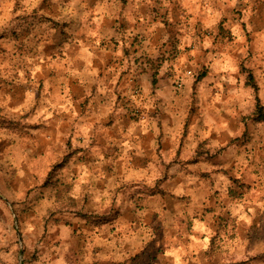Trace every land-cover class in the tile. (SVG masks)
<instances>
[{
	"label": "crops",
	"instance_id": "crops-1",
	"mask_svg": "<svg viewBox=\"0 0 264 264\" xmlns=\"http://www.w3.org/2000/svg\"><path fill=\"white\" fill-rule=\"evenodd\" d=\"M14 6L0 130L71 196L44 264H264V0Z\"/></svg>",
	"mask_w": 264,
	"mask_h": 264
},
{
	"label": "rangeland",
	"instance_id": "rangeland-1",
	"mask_svg": "<svg viewBox=\"0 0 264 264\" xmlns=\"http://www.w3.org/2000/svg\"><path fill=\"white\" fill-rule=\"evenodd\" d=\"M14 1L0 0L2 16H6L13 7L18 9ZM5 21V17L0 18V26ZM14 140V134L0 130V253L12 251V264H44L42 240L46 231L55 234L59 229L54 222L57 219L62 223L61 202L58 201L62 199L63 203L70 205L71 196H56L58 188L54 174H46L42 164L15 161L12 156ZM52 165L48 164V169ZM69 229L71 231V227ZM49 245L50 248L54 246L52 243ZM67 250L65 248L63 254ZM69 258L68 253L63 260L69 262Z\"/></svg>",
	"mask_w": 264,
	"mask_h": 264
},
{
	"label": "trees",
	"instance_id": "trees-1",
	"mask_svg": "<svg viewBox=\"0 0 264 264\" xmlns=\"http://www.w3.org/2000/svg\"><path fill=\"white\" fill-rule=\"evenodd\" d=\"M262 110V105L259 104V102H256V112H258L257 114H259ZM260 115V114H259ZM259 115H257L259 117Z\"/></svg>",
	"mask_w": 264,
	"mask_h": 264
},
{
	"label": "built area",
	"instance_id": "built-area-1",
	"mask_svg": "<svg viewBox=\"0 0 264 264\" xmlns=\"http://www.w3.org/2000/svg\"><path fill=\"white\" fill-rule=\"evenodd\" d=\"M177 85H178V86H180V85H181V83H180V82H178V83H177Z\"/></svg>",
	"mask_w": 264,
	"mask_h": 264
}]
</instances>
